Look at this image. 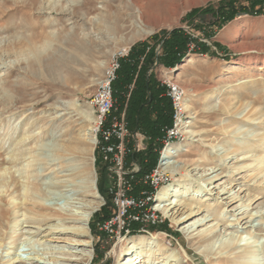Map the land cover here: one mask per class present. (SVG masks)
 I'll use <instances>...</instances> for the list:
<instances>
[{
	"label": "rangeland",
	"instance_id": "obj_1",
	"mask_svg": "<svg viewBox=\"0 0 264 264\" xmlns=\"http://www.w3.org/2000/svg\"><path fill=\"white\" fill-rule=\"evenodd\" d=\"M139 27L148 33L137 35ZM179 28L207 49L167 66L162 40ZM144 43L161 56L147 75L160 83L163 68L183 88L184 103L198 99L193 108L184 105L179 127L185 133L178 143H187V151L177 158L170 184H191L189 193L196 195L194 189L205 194L207 188L232 183L233 192L244 196L264 182V0H0V210L19 203L21 187L31 182L39 190L33 192L35 201L62 213L88 212L94 198L85 194L94 181L98 192L99 187L106 192H99L101 205L88 222L90 246L74 245L71 236L46 229L53 222L73 224L55 220L34 228V216L21 210L17 224L0 227V264H83L87 255L92 256L88 264H122L129 259L122 253L129 243L152 233L164 236L161 243L175 249L182 264L246 263L247 250L254 253L250 263L264 264V196L248 207L242 201L225 206L219 211L223 225L216 219V202V209L204 208L182 226L166 213L163 222H134L129 234L118 237L103 226L116 208L96 142L89 176L82 175L84 154L66 146L86 147L98 83L115 55ZM190 58L196 60L193 65L187 63ZM232 64L238 69L231 71ZM164 125L155 135L135 132L144 140L137 153L153 150L159 158ZM237 165L247 167L233 168ZM257 168L260 174L250 181ZM221 172L213 183L203 181ZM137 173L129 191L133 196L149 189L147 173ZM106 210L110 215L102 219ZM236 218L243 221L235 226ZM209 230H214L213 240L200 241L198 236Z\"/></svg>",
	"mask_w": 264,
	"mask_h": 264
},
{
	"label": "bare ground",
	"instance_id": "obj_2",
	"mask_svg": "<svg viewBox=\"0 0 264 264\" xmlns=\"http://www.w3.org/2000/svg\"><path fill=\"white\" fill-rule=\"evenodd\" d=\"M133 2L136 3L137 0H133ZM137 7L139 10L137 16L140 19V21L144 22L145 17L143 18L142 8L140 5H137ZM61 11H65V10L62 8ZM147 33L148 31L146 29L139 27L137 35L140 36V35L147 34ZM195 61L196 60L194 58H190L189 60H187V63L193 65ZM230 69L231 71H234L238 69V66L236 64H232L230 66ZM197 103H198V99L192 100V102L187 100L184 103L185 109L188 110L190 108H193L194 105H196ZM229 106L230 104H226L225 108H223L224 111H228ZM93 121L94 120H92V123ZM191 124L192 122L184 123V125H191ZM87 135L90 136L91 139L85 144L86 147H80V144L77 142L70 143L68 146L65 145L66 147H68L67 149L72 153L77 152V153L84 154V157L86 160L85 170L82 173V175L84 176H89L90 173L93 172V170L89 168V166L90 165L92 166L93 164V154L92 153L94 152L93 150H94V145L96 142L93 124L87 127ZM187 145H188L187 143H178V144L173 145L171 149L172 151H179L180 154H178L177 157L181 159L180 156L185 151H187ZM263 157H264V151H263ZM184 166L183 168H185ZM245 167H247V165H243V166L237 165L233 168L240 170L241 168H245ZM259 169L260 168L255 169V171L252 174L248 175L249 177H251L250 181L254 180L260 174V172L257 171ZM185 170H187V168H185ZM212 173L208 175H211ZM220 175H222V172L216 175L208 176V177L205 176L203 181L209 182V184H211L213 183L212 181ZM233 185L234 184L230 183V185L221 184L219 187L212 186L206 189L210 191V193H205V194L199 193L200 189H194L193 191L194 192L196 191L195 192L196 195H195V194L189 193V189H191V184L184 185L183 183H180V182H174L173 184H170L162 188L161 193L159 195L160 204L161 206H163L166 215L171 217L174 223L182 226V224L187 223L190 220H193L202 211H205L204 208H208L210 211L211 209L212 210L216 209L215 203L217 202L219 203L218 204L219 207L216 210V219L219 220L218 222H220V225L221 224L223 225V220H221L222 215L219 213V211L221 209H224L225 206H228L236 201H242L241 205L248 207V206H251L252 203L255 202L257 199H259L261 196H264V182L263 183L260 182L258 184L259 187L257 186L254 187L253 189L254 194L245 193L244 196H241L239 192L237 194L236 192H233L234 190ZM215 188H217L218 191L213 192ZM251 188L253 187H251L250 185V189ZM20 190H21L20 194L22 195L20 202L15 204V206H13L12 209L0 210V227H4L5 223L6 222L9 223L10 221H13L14 224L15 223L17 224L19 221L20 212L21 210H24L25 213H30L34 216L33 218V223H35V226H33L34 228L41 227L39 225L42 222L49 223L50 221L59 220L62 223L73 224V225H62L61 223L53 222L49 224V226L46 229L47 230L52 229L53 230L52 233H56L59 235L71 236V238L69 239L74 245L90 246L92 244L93 236L89 232L88 222L90 220L91 214L94 213L100 207L101 205L100 200L102 199L100 193L97 191V188L95 186V181L93 185H91L90 189L86 190V194H85L89 197L94 198L93 201L88 202V204L86 205L89 211L87 210L88 212L79 213V214H75L73 212L72 213L55 212L45 207L43 204H40L39 202L35 201L33 192H37L39 190H38L37 185L33 182H31L29 185L22 186ZM243 192L244 191H242V193ZM209 195H216V197H210ZM183 198H187V199L185 201H181V199ZM174 199H178V200H174ZM29 205H31L32 207H30ZM34 208L36 209L38 208L37 211L34 210ZM178 211L180 212L178 213ZM235 221L236 223L234 225L236 226L238 223L241 224L243 220L240 221L239 218H236ZM199 222L202 223L201 220ZM81 224L85 226H81ZM231 225H233V223H230L227 226L230 227ZM213 231L214 230H209L205 234L199 235L198 236L199 240L203 242H208V243L211 242L215 235V234L213 235ZM35 233L36 232H30L29 234H31L32 236H35ZM40 233H38L37 235H39ZM159 235L160 234L158 233H152L150 235H140L134 240H132L129 243V246L124 250V252H122L124 253L123 255L125 257L129 256L128 261L122 264H182L181 255L173 248L164 247L163 243H161V240L163 241L164 236L162 235L160 237ZM184 254L187 255L188 250L184 249ZM247 255H248L247 256L248 260L246 261V263L245 262H240V263L233 262L231 264H254V263H250V260H249V259H252L254 256L253 250H247ZM91 258L92 256L87 255L85 262L83 264H88ZM31 259H34V258H31Z\"/></svg>",
	"mask_w": 264,
	"mask_h": 264
},
{
	"label": "built area",
	"instance_id": "obj_3",
	"mask_svg": "<svg viewBox=\"0 0 264 264\" xmlns=\"http://www.w3.org/2000/svg\"><path fill=\"white\" fill-rule=\"evenodd\" d=\"M187 32L192 38H197L190 31ZM195 47V42L191 41L190 51ZM128 53L129 50H125L124 53L115 55L92 97L96 148L111 179L109 191L113 195L112 201L116 208V213L105 221L103 226L116 237L129 234L134 222L157 224L164 221L166 216L159 195L162 188L170 184L177 168V155L180 152L172 151L171 148L184 138L179 126L185 117V92L181 85L161 68L159 81L165 87V96L171 101L173 125L165 127L164 135L159 140L162 150L157 165L145 175L144 181L149 189L137 196L131 195L129 191L133 173L139 171L140 167L135 162L128 167L126 157L132 152L140 151L144 140L141 133L130 131L125 110H118L113 94V81L120 68V59Z\"/></svg>",
	"mask_w": 264,
	"mask_h": 264
},
{
	"label": "trees",
	"instance_id": "obj_4",
	"mask_svg": "<svg viewBox=\"0 0 264 264\" xmlns=\"http://www.w3.org/2000/svg\"><path fill=\"white\" fill-rule=\"evenodd\" d=\"M191 41L196 44L192 51L189 49ZM147 46L144 43L141 49L133 47L126 57L120 59V68L117 71L116 79L113 81V94L118 110H125L128 127L132 133L140 130L155 135V130L157 131L159 126L165 123V127L171 125L172 106L170 99L165 96V87L147 75L152 63L161 57H158L154 51H148ZM162 49L166 57L162 63L167 66H174L188 53H201L206 50L207 45L197 38H192L183 28H179L170 32L162 40ZM165 59H169V62H166ZM157 160V151L132 152L127 155L126 164L130 167L132 162L138 161L141 168L137 175L142 177L154 168ZM99 192L106 195L102 187H99ZM109 215V210H106L102 219Z\"/></svg>",
	"mask_w": 264,
	"mask_h": 264
},
{
	"label": "water",
	"instance_id": "obj_5",
	"mask_svg": "<svg viewBox=\"0 0 264 264\" xmlns=\"http://www.w3.org/2000/svg\"><path fill=\"white\" fill-rule=\"evenodd\" d=\"M95 186H96V184H95Z\"/></svg>",
	"mask_w": 264,
	"mask_h": 264
}]
</instances>
